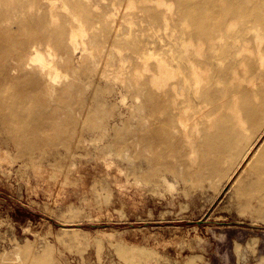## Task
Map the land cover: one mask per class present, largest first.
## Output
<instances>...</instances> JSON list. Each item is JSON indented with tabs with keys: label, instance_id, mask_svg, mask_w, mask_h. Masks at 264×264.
<instances>
[{
	"label": "rangeland",
	"instance_id": "obj_1",
	"mask_svg": "<svg viewBox=\"0 0 264 264\" xmlns=\"http://www.w3.org/2000/svg\"><path fill=\"white\" fill-rule=\"evenodd\" d=\"M81 1L93 15L92 21L83 22V42L78 41L71 49L65 39L59 45L52 43L54 52L63 53L62 61L42 48L49 61L41 70L31 63L14 65L15 60L7 56L0 61V76L32 69L50 77L60 73L63 62L59 77L64 82H70L72 73L80 72L81 66H90L89 77L104 88V80L98 76L99 69H104L113 75V86L108 89L111 109L97 111L74 124L66 114L77 116L75 111L36 106L37 115L49 116L51 122L29 123L22 130L19 124L6 121L0 109L1 261L264 264V204L255 196L248 200L238 192L246 177L243 154L247 158L248 145L253 143L250 150L254 149L261 139L264 118L256 129L247 131L243 148L227 154L213 173L192 165L187 169L185 163L192 153L182 154L180 142L168 148L172 151L166 158L172 170L148 162L139 135L159 113L142 107L140 84L147 77H155L169 90L170 86L178 87L173 51L180 38L171 27L156 31L138 7L129 8L132 16H122L111 5L113 0ZM55 4L54 14L71 18L70 1L58 0ZM30 5L31 0H0V9L6 8L8 16L6 20L0 18V23L6 21L15 29L19 16L14 12ZM58 15L53 19L58 21ZM89 23L92 25L87 28ZM107 26L114 32L122 29L128 39L147 40L150 56L143 64L147 63L134 69L131 61L122 58L124 50L111 49L102 30ZM240 42L234 38L230 45ZM245 42L244 62L231 69H250L248 58L264 64V39ZM10 45L14 47L15 43ZM163 60L169 61L166 69ZM68 65L76 70H69ZM13 82L4 86L0 81V96L16 102L20 90L18 82ZM188 83L187 79L183 84ZM48 95L47 103L56 105L58 96L52 88L38 94L42 99Z\"/></svg>",
	"mask_w": 264,
	"mask_h": 264
},
{
	"label": "bare ground",
	"instance_id": "obj_2",
	"mask_svg": "<svg viewBox=\"0 0 264 264\" xmlns=\"http://www.w3.org/2000/svg\"><path fill=\"white\" fill-rule=\"evenodd\" d=\"M56 1L31 0L30 7L14 12L19 16L15 29L9 28L6 21L0 23V61L10 56L15 60L14 65L31 63L41 70L49 61L43 51L52 52L60 61L63 60V53L54 52L52 43L58 44L65 39V45L71 49L78 41H84L83 22L93 19L85 2L63 0L71 3L69 9L61 4L62 8L68 9L71 18H61L53 12L58 6ZM111 5L122 16L126 13L132 16L129 8L138 7L156 31L171 27L176 38H180L173 51L177 60L174 77L178 87L173 85L169 90L155 77H147L140 84L142 107L154 114L159 113L157 120L139 135L148 153L144 158L172 170L173 166L166 158L172 151L168 148L180 142L178 148L182 154L192 153L191 159L185 163L187 169L192 165L213 173L227 154L243 148L247 131L256 129L264 118V64H255L248 58L250 69H231L244 62L245 41H255L256 37L264 39V32H260V29L264 30V0H113ZM5 12L6 8L0 9L3 20L8 17ZM57 15L58 21L53 19ZM91 25L89 23L87 28ZM102 30L106 33L108 46L124 50L122 58L131 61L134 69H138L150 56L147 40L128 39L122 29L114 32L110 26ZM234 38L237 43L241 42L230 45ZM11 42L15 43L14 47ZM233 55L232 59L225 61L226 57ZM93 60L95 63V58ZM161 62L166 63L163 65L166 69L169 61ZM223 62L225 67L221 65ZM62 63L59 66L61 70ZM66 68L76 70L69 65ZM60 69V73L50 77L32 69H17L13 74L0 76L4 86L16 81L12 85L18 82L20 90L16 102L0 96V109L5 120L19 124L22 130L29 123L51 122L49 116L37 115L36 106L75 111L77 116L66 114L67 120H73L74 124L85 121L97 111L111 109L108 89L114 82L110 72L96 66L100 70L99 80L103 79L106 86L103 88L89 77L90 66H81L80 72L72 73L70 82L59 77ZM249 71L246 75L245 72ZM85 76L86 79L81 78ZM187 79L189 83L184 86ZM46 87L57 94L58 101L54 102L57 106L47 103L49 95L45 99L38 96L39 91ZM146 118L149 119L148 115ZM129 135L134 136L131 132ZM252 145L250 143L246 148L249 156L246 158L243 154L246 177L238 192L249 197L248 200L255 196L258 203L264 204V133L250 150ZM0 264H4L1 259Z\"/></svg>",
	"mask_w": 264,
	"mask_h": 264
}]
</instances>
